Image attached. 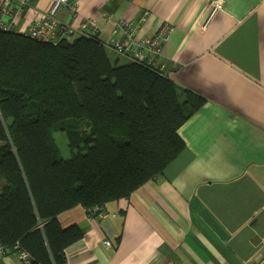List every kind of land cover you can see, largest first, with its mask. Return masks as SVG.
Wrapping results in <instances>:
<instances>
[{
	"label": "crops",
	"instance_id": "obj_1",
	"mask_svg": "<svg viewBox=\"0 0 264 264\" xmlns=\"http://www.w3.org/2000/svg\"><path fill=\"white\" fill-rule=\"evenodd\" d=\"M213 1L71 0L75 13L57 15L75 30L94 20L100 43L125 39L120 22L135 41L171 26L154 67L206 100L178 129L185 149L161 176L94 216L80 206L58 216L84 232L65 264H264V0H225L203 26ZM50 3L30 4L19 27ZM0 264L19 262L4 253Z\"/></svg>",
	"mask_w": 264,
	"mask_h": 264
},
{
	"label": "trees",
	"instance_id": "obj_2",
	"mask_svg": "<svg viewBox=\"0 0 264 264\" xmlns=\"http://www.w3.org/2000/svg\"><path fill=\"white\" fill-rule=\"evenodd\" d=\"M78 36V35H77ZM94 37L57 45L0 32V244L65 264L82 239L58 216L128 198L185 149L178 129L206 100L155 67L110 62ZM65 131L71 155L53 133ZM84 144V150L81 144Z\"/></svg>",
	"mask_w": 264,
	"mask_h": 264
},
{
	"label": "built area",
	"instance_id": "obj_3",
	"mask_svg": "<svg viewBox=\"0 0 264 264\" xmlns=\"http://www.w3.org/2000/svg\"><path fill=\"white\" fill-rule=\"evenodd\" d=\"M38 1L39 0H2L0 6V32H16L30 40L50 43L52 45H57L60 40L67 39L74 34L86 38L94 37V31L97 30L94 20L88 19L84 21L79 30H75L66 24H61L57 20V15L64 9H69L71 13H75V5L70 2L71 0H51L47 12L41 15L28 28H20L18 23L23 10L29 7L30 4ZM222 2L223 0H214L212 2V9L203 26H206L210 22L212 14L222 8ZM130 27V23L120 22L117 28L123 30L125 39L121 42L113 41L110 43H103V47L131 62L154 67V60L161 55L162 43L168 40L173 28L167 24H160L152 37L135 41ZM113 33H116V31ZM101 216H103L102 213ZM103 244L107 248L111 247V243L107 240H104ZM5 251V247L0 244V257L3 256ZM13 252L16 254L19 264L31 263V257L28 252L22 250L17 244L13 246Z\"/></svg>",
	"mask_w": 264,
	"mask_h": 264
},
{
	"label": "rangeland",
	"instance_id": "obj_4",
	"mask_svg": "<svg viewBox=\"0 0 264 264\" xmlns=\"http://www.w3.org/2000/svg\"><path fill=\"white\" fill-rule=\"evenodd\" d=\"M224 1H225V0H223L222 4L224 3ZM218 11H220V10H218ZM218 11H217V12H218ZM214 14H215V13H214ZM214 14H212V17H213ZM76 37H77V34H74L73 36H70V37H69V38H70L69 41L74 40ZM106 51H107V50H106ZM107 55L109 56L110 62H111L112 64H114V61H115V60H118V61H119V64H124V63H126V61H125L124 59L117 57L115 54H113V53L110 52V51H107ZM53 139H54V142H55L56 147H57V149H58V153H59V155H60L61 157L65 158V159H67V158L70 157V155H71V152H70V151H71V150H76V149H71V148L69 147V145H68V144H69V143H68V137H67L65 131H57V132L53 133ZM80 144H81V147H82L83 150H84L85 145L82 144V143H80ZM11 253L14 254V255H16V254L13 252V249L11 250Z\"/></svg>",
	"mask_w": 264,
	"mask_h": 264
},
{
	"label": "bare ground",
	"instance_id": "obj_5",
	"mask_svg": "<svg viewBox=\"0 0 264 264\" xmlns=\"http://www.w3.org/2000/svg\"><path fill=\"white\" fill-rule=\"evenodd\" d=\"M99 42V41H98ZM100 43V42H99ZM101 45L103 44V42L102 43H100ZM103 46V45H102Z\"/></svg>",
	"mask_w": 264,
	"mask_h": 264
}]
</instances>
